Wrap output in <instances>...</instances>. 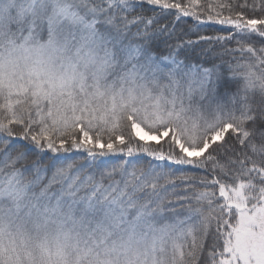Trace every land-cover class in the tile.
<instances>
[{"label":"snow or ice","instance_id":"snow-or-ice-1","mask_svg":"<svg viewBox=\"0 0 264 264\" xmlns=\"http://www.w3.org/2000/svg\"><path fill=\"white\" fill-rule=\"evenodd\" d=\"M0 264H264V0H0Z\"/></svg>","mask_w":264,"mask_h":264},{"label":"trees","instance_id":"trees-1","mask_svg":"<svg viewBox=\"0 0 264 264\" xmlns=\"http://www.w3.org/2000/svg\"><path fill=\"white\" fill-rule=\"evenodd\" d=\"M189 23H191V21H189ZM213 30L212 29H209V33H211Z\"/></svg>","mask_w":264,"mask_h":264}]
</instances>
